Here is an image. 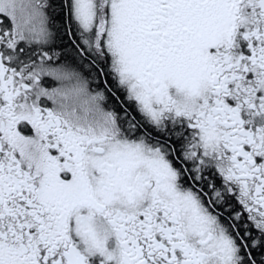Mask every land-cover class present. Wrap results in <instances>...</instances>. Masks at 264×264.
I'll return each instance as SVG.
<instances>
[{"label": "snow or ice", "instance_id": "snow-or-ice-1", "mask_svg": "<svg viewBox=\"0 0 264 264\" xmlns=\"http://www.w3.org/2000/svg\"><path fill=\"white\" fill-rule=\"evenodd\" d=\"M0 264H264V0H0Z\"/></svg>", "mask_w": 264, "mask_h": 264}]
</instances>
